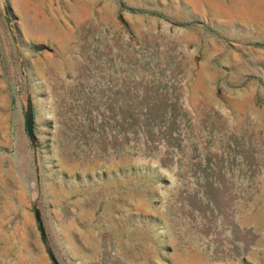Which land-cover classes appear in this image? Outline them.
I'll use <instances>...</instances> for the list:
<instances>
[{
  "label": "rangeland",
  "instance_id": "1",
  "mask_svg": "<svg viewBox=\"0 0 264 264\" xmlns=\"http://www.w3.org/2000/svg\"><path fill=\"white\" fill-rule=\"evenodd\" d=\"M250 1L205 28L164 6L0 0V264H264Z\"/></svg>",
  "mask_w": 264,
  "mask_h": 264
},
{
  "label": "crops",
  "instance_id": "2",
  "mask_svg": "<svg viewBox=\"0 0 264 264\" xmlns=\"http://www.w3.org/2000/svg\"><path fill=\"white\" fill-rule=\"evenodd\" d=\"M126 1L132 6L146 8L148 11L157 12L164 6L166 11L174 14L176 21L183 24H197L199 27L219 28L226 26L224 23H241L242 15L253 13L246 9L252 2L247 0H120ZM61 3V2H60ZM69 4H72L69 3ZM248 10V11H247ZM65 13V12H64ZM235 14L234 17H228L226 14ZM177 14V15H176ZM233 19V20H231ZM214 23V24H213ZM239 26V25H238ZM43 251V247H42ZM42 257L44 252L41 253ZM56 255L61 259L62 256L56 250ZM64 258H70L74 264H99L98 256L88 253H73L68 251ZM58 258V257H57ZM67 258L65 259L67 261ZM59 260V258H58ZM63 260V259H62ZM60 264L61 261L59 260ZM64 264H67L63 261Z\"/></svg>",
  "mask_w": 264,
  "mask_h": 264
},
{
  "label": "water",
  "instance_id": "3",
  "mask_svg": "<svg viewBox=\"0 0 264 264\" xmlns=\"http://www.w3.org/2000/svg\"><path fill=\"white\" fill-rule=\"evenodd\" d=\"M26 124H27V131L31 134L32 133V129H31V124H30V116L27 117V123ZM31 170L35 171V168L32 167ZM34 188L36 189V184H34ZM35 213H36L37 219L39 220V226H40L42 232L44 233V226H43V223H42V218L40 216V211H39L38 207H35ZM49 250L51 252V249H49ZM51 255H52L53 260L56 263H58L59 261H58L57 257H55V255L52 252H51Z\"/></svg>",
  "mask_w": 264,
  "mask_h": 264
},
{
  "label": "trees",
  "instance_id": "4",
  "mask_svg": "<svg viewBox=\"0 0 264 264\" xmlns=\"http://www.w3.org/2000/svg\"><path fill=\"white\" fill-rule=\"evenodd\" d=\"M122 3V2H121Z\"/></svg>",
  "mask_w": 264,
  "mask_h": 264
}]
</instances>
